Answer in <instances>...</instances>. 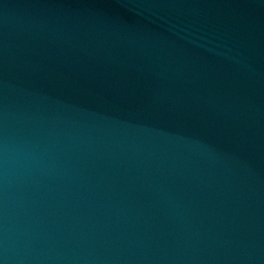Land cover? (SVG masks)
Masks as SVG:
<instances>
[{
    "label": "water",
    "instance_id": "95a60500",
    "mask_svg": "<svg viewBox=\"0 0 264 264\" xmlns=\"http://www.w3.org/2000/svg\"><path fill=\"white\" fill-rule=\"evenodd\" d=\"M0 264H264V0H0Z\"/></svg>",
    "mask_w": 264,
    "mask_h": 264
}]
</instances>
